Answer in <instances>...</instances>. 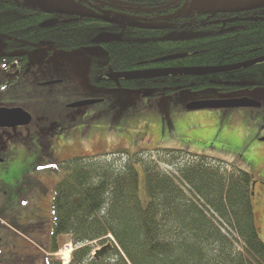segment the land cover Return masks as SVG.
Here are the masks:
<instances>
[{
	"label": "trees",
	"instance_id": "1",
	"mask_svg": "<svg viewBox=\"0 0 264 264\" xmlns=\"http://www.w3.org/2000/svg\"><path fill=\"white\" fill-rule=\"evenodd\" d=\"M130 1L118 0L111 11L126 12ZM135 1L149 2L151 7L137 9L136 15L153 18V23L143 26L122 19L97 23L48 12L26 0H0V34L7 43L0 66L18 62L25 72L29 52L44 43L52 51H73L95 45V38L108 32L123 38L103 44L108 63L94 62L90 71L96 86L151 89L152 98L215 88L222 100L264 88V62L213 75L108 79L112 73L226 67L264 58V8L205 14L194 8L193 0ZM183 8L184 13L165 21ZM173 55L184 57L155 63ZM251 78L257 82L242 85ZM17 141L14 138L11 145ZM59 164L63 177L54 189V236H67L77 246L71 264H264V241L253 206L255 178L244 170L208 156L161 149L80 156ZM136 164L142 165L145 175L147 208L140 200ZM98 246L105 247L95 259L92 254Z\"/></svg>",
	"mask_w": 264,
	"mask_h": 264
},
{
	"label": "rangeland",
	"instance_id": "2",
	"mask_svg": "<svg viewBox=\"0 0 264 264\" xmlns=\"http://www.w3.org/2000/svg\"><path fill=\"white\" fill-rule=\"evenodd\" d=\"M122 38V34L102 32L95 45L73 51H52L51 45L44 43L29 52L25 72L18 62L0 66V109L22 108L33 118L60 121L64 113L78 111L72 105L98 102L86 108V118L78 115V121L65 120L68 125L63 120L65 128L71 129L58 138L67 147L54 148V156H44L33 142L10 145L0 163V222L25 244L49 253L46 248L54 229V189L63 177L59 163L121 150L133 154L146 149L180 150L223 160L255 178L253 206L264 241V142L260 141L264 138V88L243 92L261 104L260 108L194 111L189 105L221 100L222 94L211 88L152 98L151 89H111L92 84V64L108 63L103 44ZM5 39L0 34V56L7 54ZM54 82L58 83L50 84ZM256 82L255 78L245 79L242 85ZM76 128L82 129L81 138ZM136 168L140 200L147 208L145 175L142 165L136 164ZM104 247H96L93 253ZM76 249L69 238H64L56 257L70 263Z\"/></svg>",
	"mask_w": 264,
	"mask_h": 264
},
{
	"label": "flooded vegetation",
	"instance_id": "3",
	"mask_svg": "<svg viewBox=\"0 0 264 264\" xmlns=\"http://www.w3.org/2000/svg\"><path fill=\"white\" fill-rule=\"evenodd\" d=\"M195 1L196 0L192 1L194 8H195L194 5ZM232 1L234 0H230L229 2L219 4L217 0V4L214 8H212L209 11H205L203 13L205 14L216 13L215 10L219 8L221 5L230 3ZM251 1L253 0H248L243 4H238V0H237L236 7L243 6L247 3H250ZM26 2L32 6L44 8L46 11H48L47 5L50 3H62V4H68L74 7L82 8L87 11L89 16L83 17V16H74L70 14H60V13L58 14L74 17L75 19H89L91 21H96L97 23H99L100 21L115 22L118 19H122L134 23V21L130 19H136L144 26L146 24L153 23L152 21L154 20L153 18L149 19L147 17H138L136 15L137 9L145 8L147 10V8L151 7L148 1H146V4L143 5L141 3L136 2L135 0H131L128 4L129 5L128 8H124L126 12L123 13L117 11H111L113 7L117 6L118 0H26ZM263 8L264 7L259 9H263ZM182 10H183L182 13H184L185 8L179 10L178 12ZM177 13L166 16L165 21L173 20L175 19L176 16L182 14V13L181 14H177ZM235 13H239V12L228 13V14H235ZM171 16H174V18L167 19ZM125 17L130 19H126ZM160 25L164 26L165 24L163 22L162 23L160 22ZM152 69H158V68H152ZM167 69H171V68H167ZM241 98H249V97L244 96ZM241 98H236V99H241ZM221 101H225V100L221 99ZM86 108L87 107L73 108V109H77L78 111L76 113L73 112L64 113L62 115V120L60 121H51L47 118L32 117V122L27 126H18L15 128L0 127V163L4 161L3 154L9 151V147L13 142L14 138L18 140L17 141L18 144L24 143V141L27 143L33 142L36 144L38 149L40 150L44 149L45 152H50L49 156L51 155L54 156L55 155L54 153H56V151L54 152L52 151L54 148L57 147L59 150H62L63 148L67 147L65 146V142H63L60 138H58L63 135L62 134L63 132H68V131L70 132L71 126L65 128L64 124L68 125V123L65 120H70L72 122V120L78 121L79 119L77 118H79V116H81V118H86L83 116ZM63 120H64V124H63ZM59 130H63V132H58ZM75 130L79 134V138H81L82 129L76 128ZM1 185H2V181H0V186ZM64 238L66 239L67 236L56 238L54 236V229H53V235L48 238V247L46 248L48 249L49 253H45V252L43 253L41 252L40 249H36L30 245L25 244L21 239H19L15 234H13L0 222V264H71V261L70 263L69 262L62 263L56 257V254H58V252L60 251V245L62 243V239ZM55 248H58L57 252H53V249Z\"/></svg>",
	"mask_w": 264,
	"mask_h": 264
},
{
	"label": "water",
	"instance_id": "4",
	"mask_svg": "<svg viewBox=\"0 0 264 264\" xmlns=\"http://www.w3.org/2000/svg\"><path fill=\"white\" fill-rule=\"evenodd\" d=\"M237 0H234L230 3L221 5L219 8L215 10L216 13H234V12H245L251 11L255 9H259L264 7V0H253L250 3H247L243 6L236 7ZM217 4V0H196L194 2L195 9L199 13H203L205 11H209L214 8ZM47 10L55 13L60 14H70L74 16H89L87 11L74 7L68 4L62 3H50L47 5ZM183 12L180 11L177 14H181ZM126 18V17H125ZM174 16H171L167 19H172ZM130 19V18H126ZM134 21L137 25H142L136 19H130ZM139 22V23H138ZM146 24L144 26H148ZM159 26V25H155ZM184 55H173L167 56L164 58H160L155 61V63L170 61L178 58H182ZM264 62L263 59L250 61L242 64L226 66V67H206V68H158L146 71H136V72H127V73H112L107 76L108 79L113 80H136V79H158L164 78L168 76H200V75H213L218 73L224 72H233L242 69L251 68L257 64ZM58 82L50 83L55 84ZM97 101H84L79 102L77 104L72 105V108H85L90 107L92 105L97 104ZM261 104L258 102L253 101L250 98H241V99H231V100H217V101H210V102H201L189 105L188 109L190 110H209V109H243V108H260ZM32 122V115L29 114L22 108L18 109H9V108H1L0 109V127L2 128H15L18 126H27ZM260 141L264 142V138L260 139ZM254 196V193H253ZM101 255L100 251H97L95 254V258H99Z\"/></svg>",
	"mask_w": 264,
	"mask_h": 264
},
{
	"label": "bare ground",
	"instance_id": "5",
	"mask_svg": "<svg viewBox=\"0 0 264 264\" xmlns=\"http://www.w3.org/2000/svg\"><path fill=\"white\" fill-rule=\"evenodd\" d=\"M110 248H111V247H110ZM95 254H96V253H95ZM95 254H94V253L92 254V256H93L94 258H95ZM95 259H97V258H95Z\"/></svg>",
	"mask_w": 264,
	"mask_h": 264
},
{
	"label": "crops",
	"instance_id": "6",
	"mask_svg": "<svg viewBox=\"0 0 264 264\" xmlns=\"http://www.w3.org/2000/svg\"><path fill=\"white\" fill-rule=\"evenodd\" d=\"M263 129H264V127H263ZM209 157V156H208ZM227 163V162H226Z\"/></svg>",
	"mask_w": 264,
	"mask_h": 264
}]
</instances>
